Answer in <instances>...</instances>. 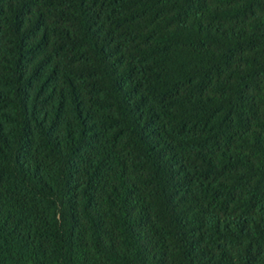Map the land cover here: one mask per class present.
<instances>
[{"label": "trees", "instance_id": "16d2710c", "mask_svg": "<svg viewBox=\"0 0 264 264\" xmlns=\"http://www.w3.org/2000/svg\"><path fill=\"white\" fill-rule=\"evenodd\" d=\"M0 264H264V0H0Z\"/></svg>", "mask_w": 264, "mask_h": 264}]
</instances>
